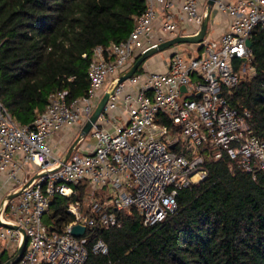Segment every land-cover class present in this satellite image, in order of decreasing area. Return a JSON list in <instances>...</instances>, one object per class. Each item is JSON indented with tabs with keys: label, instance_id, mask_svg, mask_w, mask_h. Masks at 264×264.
<instances>
[{
	"label": "built area",
	"instance_id": "2783aa9c",
	"mask_svg": "<svg viewBox=\"0 0 264 264\" xmlns=\"http://www.w3.org/2000/svg\"><path fill=\"white\" fill-rule=\"evenodd\" d=\"M212 6L227 18L219 36L172 45L164 70L140 65L116 83L63 162L114 76L159 42L197 33L204 14L198 0H143L125 37L91 47L85 92L67 98L65 89L49 91L29 122H16L0 102V264H82L85 230L118 225L116 211L133 207L142 225L163 219L176 208L178 189L205 176L202 149L210 148L212 159L225 150L251 177L264 168V137L246 124L247 109L229 101L239 79L254 72L245 40L255 27L264 30V0ZM58 132L66 145L55 150ZM78 185L82 200L67 201L71 219L54 227L44 219L50 197H67ZM74 224L84 227L82 234L70 233ZM89 249L107 250L99 236Z\"/></svg>",
	"mask_w": 264,
	"mask_h": 264
},
{
	"label": "trees",
	"instance_id": "16d2710c",
	"mask_svg": "<svg viewBox=\"0 0 264 264\" xmlns=\"http://www.w3.org/2000/svg\"><path fill=\"white\" fill-rule=\"evenodd\" d=\"M142 8L143 0H0V102L9 115L29 122L54 89L83 94L91 47L125 37ZM249 41L254 72L229 101L247 109L246 124L264 137V30L255 27ZM201 151L206 174L178 189L172 212L142 225L133 207L116 211L118 225L85 230L82 264H264V168L251 177L225 150L215 159ZM75 188L50 197L44 219L58 229L71 219L66 202L84 196L83 185ZM97 236L104 254L89 249Z\"/></svg>",
	"mask_w": 264,
	"mask_h": 264
},
{
	"label": "water",
	"instance_id": "95a60500",
	"mask_svg": "<svg viewBox=\"0 0 264 264\" xmlns=\"http://www.w3.org/2000/svg\"><path fill=\"white\" fill-rule=\"evenodd\" d=\"M214 0H205V5H204V14H203V18L200 22L198 31L195 35H184V34H179L176 36H172L169 37L161 42H159L156 46V48H152L147 50L144 53L139 54L138 56H136L133 61L131 62V64L126 68V70H124L121 74H118L117 76H114L106 85V87L104 88L103 92L101 93L100 97L98 98L97 102L95 103L93 109L91 110L90 114L88 115V117L84 120L79 134L76 135L72 141L70 142V144L67 146L62 158H61V162H63L66 157L68 156L70 150L72 149V147L74 146L77 138L79 137L80 134H84L87 132V130L89 129L91 123L95 120L96 116L99 114V112L101 111L103 104L107 98L108 95V91L118 82H120L121 80L125 79L126 77H128L138 66V64L140 62H142L148 55H150L151 53H153L154 51L160 50L170 44H174V43H178V42H197L199 41L205 31V25H206V19H207V15L213 5ZM245 44L247 46L250 45V41L249 39L245 40ZM170 147L172 146V144L169 145ZM84 231V227L80 224H74L71 226L70 228V233L73 235H80L82 234ZM25 243V237L22 238V241L20 243V245L16 248V251L13 255V259H17L18 256L20 255L22 248L24 246ZM2 264H8V261H4L2 262Z\"/></svg>",
	"mask_w": 264,
	"mask_h": 264
},
{
	"label": "crops",
	"instance_id": "0c3cea01",
	"mask_svg": "<svg viewBox=\"0 0 264 264\" xmlns=\"http://www.w3.org/2000/svg\"><path fill=\"white\" fill-rule=\"evenodd\" d=\"M199 4L201 6V0H198ZM205 2V1H204ZM227 18L224 13H221L217 11L213 6L211 7L207 19H206V25H205V31L203 36L209 37V38H217L221 31L226 27ZM169 51H166L163 53L162 57L152 61L149 58V55L144 59V62L146 63L145 66L142 67H150L152 69H158V70H164L165 69V56ZM63 135V134H62ZM60 132L55 134L52 139L54 142V149L60 150L64 148L66 145V136H62ZM65 140V141H64ZM68 140V139H67Z\"/></svg>",
	"mask_w": 264,
	"mask_h": 264
},
{
	"label": "rangeland",
	"instance_id": "374dc122",
	"mask_svg": "<svg viewBox=\"0 0 264 264\" xmlns=\"http://www.w3.org/2000/svg\"><path fill=\"white\" fill-rule=\"evenodd\" d=\"M204 1L205 0H201V7H204V5H205ZM172 45H179V42L178 43H174V44H170V45H168V46H166V47H164V48H162L160 50L154 51L153 53H151L149 55L150 60L154 61V60L162 57L163 53L166 52V51H169L171 49ZM145 64L146 63L143 61L139 65L145 66ZM26 171H27V173L30 172L28 169H26Z\"/></svg>",
	"mask_w": 264,
	"mask_h": 264
}]
</instances>
